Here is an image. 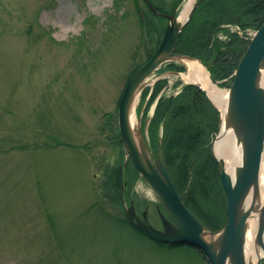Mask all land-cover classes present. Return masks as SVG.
I'll return each mask as SVG.
<instances>
[{"label": "rangeland", "instance_id": "rangeland-1", "mask_svg": "<svg viewBox=\"0 0 264 264\" xmlns=\"http://www.w3.org/2000/svg\"><path fill=\"white\" fill-rule=\"evenodd\" d=\"M188 2L0 0V264H209L202 250L157 241L131 223V207L136 222L159 229L167 214L119 127L129 78ZM231 29L248 38L259 30ZM188 60L198 59L170 61L185 71L163 64L150 84L167 77L168 93H178L192 82ZM142 93L135 130L145 134L156 102L148 110ZM147 138L155 158L161 142L153 146L149 130Z\"/></svg>", "mask_w": 264, "mask_h": 264}, {"label": "water", "instance_id": "water-1", "mask_svg": "<svg viewBox=\"0 0 264 264\" xmlns=\"http://www.w3.org/2000/svg\"><path fill=\"white\" fill-rule=\"evenodd\" d=\"M197 6L198 2L195 1L188 19L183 23L179 22L180 16H169L170 22L157 51L131 75L121 97L119 127L124 149L159 197L167 214H162L163 228L160 229L146 222H136L133 207L127 215L131 223L157 241L186 244L202 250L210 264H252L246 257L248 222L253 212L248 201L252 192L257 190L264 156V86L261 84L264 24L252 38L228 89V121L234 127L236 141L242 147V159L236 165L235 174L229 173L224 160L214 153V144L220 133L212 144V155L228 202L227 222L222 228L211 230L186 206L169 173L162 144L153 158L147 138L148 129L144 134L142 128L136 131L131 123L138 94L150 85V77L167 62L193 59L177 53L176 49ZM257 242L263 253L256 263L259 264L264 259V208L259 220Z\"/></svg>", "mask_w": 264, "mask_h": 264}, {"label": "trees", "instance_id": "trees-1", "mask_svg": "<svg viewBox=\"0 0 264 264\" xmlns=\"http://www.w3.org/2000/svg\"><path fill=\"white\" fill-rule=\"evenodd\" d=\"M263 23L264 0H203L180 37L177 51L199 58L213 81L229 88L250 43L245 34L229 31L234 26L244 32L259 29ZM165 68L185 71L184 65L175 62ZM169 89L166 77L142 93L148 110L156 102L149 128L151 142L155 147L162 143L167 167L186 205L210 229L218 230L227 220L226 195L211 152L221 125L220 111L197 84H184L178 93H168Z\"/></svg>", "mask_w": 264, "mask_h": 264}, {"label": "bare ground", "instance_id": "bare-ground-1", "mask_svg": "<svg viewBox=\"0 0 264 264\" xmlns=\"http://www.w3.org/2000/svg\"><path fill=\"white\" fill-rule=\"evenodd\" d=\"M195 0H189L183 13L179 17V22H185L190 14ZM189 73L184 77L192 82H197L207 92L214 104L219 108L222 116L221 132L214 144V153L217 158L224 160L226 169L232 175L235 174L236 165L242 159V147L236 141L234 127L228 121V101L229 91L219 87L211 80L210 74L206 67L198 60H188ZM261 84L264 86V68L261 70ZM132 127L135 125V114L131 115ZM225 192V191H224ZM249 205L253 207L252 216L248 222V237L246 242V257L249 262L256 264L263 255L262 249L257 242L258 225L262 208H264V156L262 169L257 190L250 196Z\"/></svg>", "mask_w": 264, "mask_h": 264}, {"label": "flooded vegetation", "instance_id": "flooded-vegetation-1", "mask_svg": "<svg viewBox=\"0 0 264 264\" xmlns=\"http://www.w3.org/2000/svg\"><path fill=\"white\" fill-rule=\"evenodd\" d=\"M180 1L181 0H179V2ZM155 7H156L157 10H154V9L153 10L156 12L157 15L166 16V14L164 12H162V11L160 12V10H159L160 7L158 5H155ZM131 204H134L135 205L134 200H132Z\"/></svg>", "mask_w": 264, "mask_h": 264}]
</instances>
